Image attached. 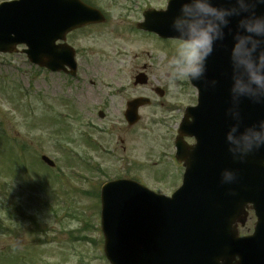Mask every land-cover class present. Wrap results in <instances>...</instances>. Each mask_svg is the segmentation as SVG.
Wrapping results in <instances>:
<instances>
[{
  "label": "rangeland",
  "instance_id": "obj_1",
  "mask_svg": "<svg viewBox=\"0 0 264 264\" xmlns=\"http://www.w3.org/2000/svg\"><path fill=\"white\" fill-rule=\"evenodd\" d=\"M84 1L104 11L107 22L68 36L78 79L50 74L21 53L0 54V264H11L8 253L17 252L25 264H109L101 186L143 168L133 173L151 190L174 192L168 178L154 175L175 172L165 143L197 92L170 63L176 40L137 30L147 6L165 9L168 0ZM139 73L148 85H134ZM139 97L150 106L128 127L126 103ZM87 133L98 149L83 141ZM45 155L57 163L53 174L36 163ZM254 222L252 216L241 235L251 234Z\"/></svg>",
  "mask_w": 264,
  "mask_h": 264
},
{
  "label": "water",
  "instance_id": "obj_2",
  "mask_svg": "<svg viewBox=\"0 0 264 264\" xmlns=\"http://www.w3.org/2000/svg\"><path fill=\"white\" fill-rule=\"evenodd\" d=\"M185 2L171 0L166 12L146 11L139 28L176 38L173 22ZM213 2L235 6V0ZM256 11L264 15V3ZM239 19L230 18L204 76L190 80L199 104L186 109L180 125L176 158L186 168L183 186L171 197L126 180L102 188L101 226L110 264H264V147L245 152L227 139L234 128L237 138L249 128L264 131V95L232 91L230 56ZM103 22L100 11L80 0L6 2L0 6V53H16L25 45L23 53L38 67L75 73L76 55L66 36ZM146 82L144 75L136 80ZM147 103L129 102V125L140 120V106ZM185 136L195 138V145L188 146ZM43 161L54 166L46 156ZM247 209L255 210L258 221L253 235L240 237Z\"/></svg>",
  "mask_w": 264,
  "mask_h": 264
},
{
  "label": "clouds",
  "instance_id": "obj_3",
  "mask_svg": "<svg viewBox=\"0 0 264 264\" xmlns=\"http://www.w3.org/2000/svg\"><path fill=\"white\" fill-rule=\"evenodd\" d=\"M264 0H235V6L223 8L213 0H187L173 22L176 36V55L171 64L183 78L198 81L207 70V59L217 41L224 36L230 18L240 17L238 31L233 37L231 65L232 91L241 96L264 95V15L256 8ZM228 134V141L242 151L264 147V131L246 129L237 138ZM231 174H229L230 176Z\"/></svg>",
  "mask_w": 264,
  "mask_h": 264
},
{
  "label": "flooded vegetation",
  "instance_id": "obj_4",
  "mask_svg": "<svg viewBox=\"0 0 264 264\" xmlns=\"http://www.w3.org/2000/svg\"><path fill=\"white\" fill-rule=\"evenodd\" d=\"M178 129H179V124L176 125V128H175V130L173 132L170 131V134L173 135L172 136V139L171 140L170 139H167L166 140V143H165V147H164V148H166L164 150V152H165V156L164 157L165 158H168L169 160L170 159L172 160L173 165L176 166L175 172H168V171H167V173L166 172H164V173L163 172H157V174L154 175L155 180L161 181V182L165 181V178H168L167 180L170 181V185L173 187L172 188L173 190H176L177 188H179L181 186L182 180H183L182 177H183V174H184V171H185V169L183 168V165L179 164L177 162L176 158H175V153H176V150H177V147H176V138H177ZM186 140H187V142L189 144L194 143V141L191 140V139H186ZM123 150H124V152L126 154L129 151V149H127V148H123ZM157 163L158 162H155L153 164V167H155V166H163L162 163H158V164ZM142 170H143V168L141 170H139V169H133L131 171L129 170L128 176H126V178L131 177L132 174L134 175L133 172H135V171L136 172H140ZM134 177H136L137 180L140 181L142 184L143 183L145 184V181L142 178H140V177H138L136 175H134ZM251 215H253V214L251 213ZM251 215H250V217H251Z\"/></svg>",
  "mask_w": 264,
  "mask_h": 264
},
{
  "label": "trees",
  "instance_id": "obj_5",
  "mask_svg": "<svg viewBox=\"0 0 264 264\" xmlns=\"http://www.w3.org/2000/svg\"><path fill=\"white\" fill-rule=\"evenodd\" d=\"M11 259H15L16 260V258H13V257ZM18 259L20 260V258H18Z\"/></svg>",
  "mask_w": 264,
  "mask_h": 264
}]
</instances>
